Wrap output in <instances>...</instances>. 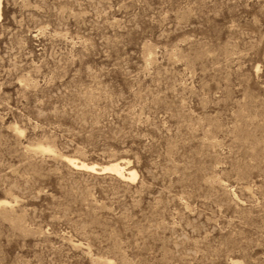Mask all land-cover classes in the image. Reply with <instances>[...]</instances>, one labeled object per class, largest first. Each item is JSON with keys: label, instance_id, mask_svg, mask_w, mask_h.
<instances>
[{"label": "rangeland", "instance_id": "374dc122", "mask_svg": "<svg viewBox=\"0 0 264 264\" xmlns=\"http://www.w3.org/2000/svg\"><path fill=\"white\" fill-rule=\"evenodd\" d=\"M0 2V264H264V0Z\"/></svg>", "mask_w": 264, "mask_h": 264}, {"label": "bare ground", "instance_id": "6f19581e", "mask_svg": "<svg viewBox=\"0 0 264 264\" xmlns=\"http://www.w3.org/2000/svg\"><path fill=\"white\" fill-rule=\"evenodd\" d=\"M0 19H1V2H0ZM44 149H48V148H44ZM65 159L68 161L69 164L77 168H83L95 172H112L120 176L121 178L127 177V175L124 172V167L118 161L108 162L105 164H97V163H87L83 160H79L71 156H65ZM136 175L137 173L134 169H129L128 176L130 178H135Z\"/></svg>", "mask_w": 264, "mask_h": 264}]
</instances>
